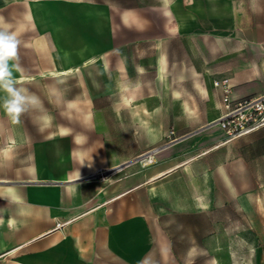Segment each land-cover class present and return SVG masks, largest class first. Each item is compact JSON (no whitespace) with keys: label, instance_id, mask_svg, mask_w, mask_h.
Instances as JSON below:
<instances>
[{"label":"rangeland","instance_id":"1","mask_svg":"<svg viewBox=\"0 0 264 264\" xmlns=\"http://www.w3.org/2000/svg\"><path fill=\"white\" fill-rule=\"evenodd\" d=\"M28 1L33 0H0V16L4 23H11V30L15 31L17 23L24 19ZM168 1L165 4L164 0H43L35 6L38 23L33 26L27 23L18 35L16 63L21 71L14 74L32 79L25 87L38 97L39 103L21 114L18 121L0 107V152L4 133L14 135L18 142L13 148L11 163L0 153V176L33 180L30 163L36 159L42 177L38 182L19 184L26 195L34 193L44 210H61L64 219L98 208L104 223L108 227H122L124 236L129 235L128 226L136 227L139 239L148 242L141 255L144 264H264V158L262 176L256 177V181L262 180V185L254 184L243 194L232 190L221 168L226 172L229 163L242 164L234 159L235 148L242 147V142L235 144L234 138L219 123L210 124L212 120L201 119L202 115L199 119L184 116L181 106L157 82L155 46L162 41L146 38H161L165 30L170 32L169 28H180L175 33L179 34L186 24L185 17L176 8V0ZM186 2L190 6L198 4L195 0ZM231 3L233 15H224V19L215 16L218 27L203 20L197 32L218 31L236 38L233 33L243 35L251 28L254 34L262 32L264 36V0H231ZM46 4L61 17L52 19ZM91 6L101 13L87 12ZM167 7L178 17L173 23H169L167 16L172 13H167ZM159 8L166 18L165 30ZM77 12L92 16L93 23L81 21ZM132 15L137 16V24L133 23ZM233 19L235 25L231 30L228 25ZM131 25L139 28H129ZM42 32L48 41L44 47L36 43ZM229 44V55L213 62L206 58L195 39H177L170 47L172 59L186 60L189 69L192 63L201 68L207 64L217 67L222 62L231 69L229 75L239 82H242L243 66L251 64L250 81L244 84L248 93L232 99L233 90L226 84L223 112L227 105L235 108L239 103L264 96V57L260 59L253 54V48L260 47L259 43L257 47L255 44L243 47L236 40ZM180 48L182 52L178 51ZM242 48L250 50V56H243ZM65 59L72 60L73 69L84 71L91 101L86 105L90 106L89 119L82 110L69 104V100L84 97L83 85L77 78L63 87V98L57 101L48 92L46 79L40 77L42 71L61 69ZM86 60L93 62L86 67ZM180 70L181 66H170L171 74ZM187 74L191 81L183 89L188 99H192L189 94L195 99L197 91L190 79L192 74L189 70ZM118 77L133 86L139 99L144 95L140 105L144 104L150 111L161 108L155 123L162 134L156 143L147 140L130 109L122 105ZM146 80L151 83L148 85ZM209 91L212 98L218 97L217 90ZM4 95L0 92V97ZM229 99L233 100L231 104ZM208 111L204 107V112ZM257 119L264 122V113ZM203 124H207L205 128L186 136ZM60 125L71 128L68 137L58 136ZM75 131L83 134L80 143L76 141ZM81 144H86L83 150L94 159L97 171L86 179L66 182L68 173L84 171V164L75 155ZM187 166L199 179L206 173L211 175L212 185L207 196L210 204L206 209H200L196 203ZM71 187L75 191L71 192ZM9 210L0 200V225ZM0 264L20 263L10 257H0Z\"/></svg>","mask_w":264,"mask_h":264},{"label":"crops","instance_id":"2","mask_svg":"<svg viewBox=\"0 0 264 264\" xmlns=\"http://www.w3.org/2000/svg\"><path fill=\"white\" fill-rule=\"evenodd\" d=\"M196 1H198L197 5L190 6L187 4L186 0H176L177 10L186 19L185 27L179 34L175 33H177L176 31H179L180 28H169L170 32H166V18L159 8L164 19L165 33L161 38L147 37L146 40L162 41L167 53L169 71L172 64L181 66L179 72L184 68V72H181L184 79L175 80L177 73L173 75L171 71L168 77L171 87L177 88L178 86V89H182L183 99L189 100L187 103L189 106H192H190L191 111L185 110L181 99L176 100L173 95L170 94V98L181 106L180 109L182 114L190 119L198 118L202 115L200 116L201 119L212 120L210 124H215L218 123L220 115L223 112L222 97L223 89L226 84L233 90L232 99L244 97L248 93L244 84L250 81L252 71L251 64L248 63L243 66L241 70L243 73L242 82H239L232 75H229L231 69H229V66L225 63L222 65V62H220V65L217 67L207 64L201 68L197 67L195 63H192V68L189 69L186 60H180V58L172 59L173 57L170 52L171 42L177 39H195L200 42V47L205 51L206 58L210 59L211 62L229 55L231 52L229 49V41L231 40L238 41V44L243 47H245V45L251 47L254 44L256 46V43H259L260 47L256 46L257 48H253V54L261 59L264 57V47L262 45L264 36H262V32H259L258 35L254 34L251 28L248 31L246 30L243 35L237 36L236 33H233L232 35L236 36V38L227 35V33L224 34L218 31L215 33L197 32L203 25V20H206L205 22L210 21L212 26L218 27V23L215 22L214 17L216 16L218 19H224V15H233L234 7L232 6L231 0H195V2ZM224 2H228V4ZM45 6L49 8L47 4ZM49 9L50 15L53 17L52 19L61 17L57 11H53L51 8ZM171 13V16H167L168 19L170 18L169 23H173L176 21V18H178L175 16L176 14H174V12L171 11ZM137 14L139 15L138 12ZM77 16L81 21L93 23L91 22L92 16L86 17L80 12H77ZM136 17L137 16L132 15L133 23L138 22ZM119 21L121 25H123L120 14ZM179 21L181 23L180 19ZM234 25L235 21L233 19L231 25H228V27L231 26L232 30ZM128 27L139 28L136 25ZM216 30H219V28H216ZM184 50L186 49L184 48ZM178 51L182 52V49L180 48ZM242 52L243 56H250V50L242 48ZM155 60H157V58ZM188 70L192 74V78H190L193 79L192 83L196 85L194 86L197 91L195 99L192 94H189V97H192V99H188L183 89L185 86L184 84L187 81H191L188 80ZM215 73H218L219 76H215ZM245 73L246 77L244 75ZM157 82L162 87V90L165 89L158 79ZM215 82H217L218 85H215ZM197 86H199V88H197ZM213 88L217 90L218 97L216 99L212 98L210 95L209 90ZM204 107L209 109L207 113L204 112ZM160 112L161 108L158 116ZM204 115L208 116L205 117ZM206 125L207 124H203L191 130L186 136L205 128ZM6 135L15 137L8 133H6ZM232 141H234L235 144L238 141L242 142V147H236L234 151V159L241 161L242 164L238 165V162L229 163L230 165L227 167V173L223 168H221V172L225 182L232 190L243 194L249 192L251 186L254 184L262 185V180L256 181V177L260 178L262 176L264 125L245 136L234 138ZM16 145H18V143L12 145L13 157L8 161L10 163L14 159L13 148ZM32 165L36 167V178L32 176L33 180L12 179L10 177L0 176V189L6 186L16 188L17 193L22 197V200H18L10 196V194L0 193V200H3V203L5 205L7 204L10 209L9 213H5L1 220L0 257H10L12 260H17L20 264H144L141 255L146 249V243L148 242L139 239L136 227L133 228L131 225L128 226L130 228L129 232L127 231L129 235L124 236L122 227L119 229L114 226L108 227L106 223H104V218L98 214V208L64 219L61 210H44L41 205H39V198L34 193L28 192L26 195L23 189L19 187V184L38 182L42 177L36 159L30 163V166ZM187 167V172L190 174L191 181L195 188L194 198L197 205L200 206L201 200L206 199L209 194L212 178L209 173H206L200 180L191 172L190 167ZM258 168L259 172H256ZM69 175L70 173L66 176V182L78 181L71 180ZM11 182L15 185H3ZM197 182H199V184ZM201 182L203 185H201ZM205 188H207L206 191ZM69 189L71 192L75 191L72 187ZM153 193H156V191L153 190ZM55 199L58 198L55 197ZM207 201L210 202L209 199H207ZM200 209L206 208L201 207ZM108 228H110V230ZM191 256L190 259H192Z\"/></svg>","mask_w":264,"mask_h":264},{"label":"bare ground","instance_id":"3","mask_svg":"<svg viewBox=\"0 0 264 264\" xmlns=\"http://www.w3.org/2000/svg\"><path fill=\"white\" fill-rule=\"evenodd\" d=\"M42 2H43V0H33V1H28L27 2V9L24 12V19L20 20L17 23L16 29H15V32L17 33V35L22 34V32L25 30V26L27 25V23L31 24L32 26L34 24L38 23L37 14H36V7L35 6L40 4V3H42ZM87 12L92 13V14L95 15L96 13L100 12V10H98L94 6H91L90 9L87 10ZM167 13L168 14L171 13V7H167ZM127 17H128V14H126V18ZM0 19H2L1 16H0ZM5 24H7L9 26L11 25V23H5ZM47 42H48L47 39L45 37H43V32H42V34H40V37H38L36 39V43L38 45L42 46V47H44L47 44ZM155 49L158 50V56H157V60L155 62L156 63V66H155L156 77L161 82V84L165 87V89H163V91H167L168 93L173 95V97L176 100L177 99H181L184 109L191 111V108H190L191 105L189 106V104L187 103V101H189V100H186V99L184 100L183 97H182V91H181L182 89L181 90L178 89V86H177V88L176 87H171V84H170L169 78H168L169 77V73H170V71L168 69V58H167V53H166V51L164 49L163 43L162 42H158L156 44V46H155ZM87 60L85 61V66L86 67L90 66L91 63L93 62V61H87ZM101 60L105 61L106 66L109 67V65H108V63H107V61L105 59H101ZM94 61L96 62V60H94ZM71 64H72V60L65 59V60L62 61L63 67L61 69H49L48 71H42L40 73V77H44L46 79V81H47L46 82L47 90H48V92L54 94L55 99L57 101H61V99L63 98V87L65 85H67L71 79L77 78L79 80L80 84L83 85L84 97H77L76 99L69 100L70 103L69 102H67V103H69L70 105L72 104L70 106L71 108L74 105V107L76 106L77 109L82 110V114L85 116V118L89 119V115H91L90 106L87 108L86 105L90 104L91 101H90V97L88 96V85H87V83L85 81L84 71H83L82 68L73 69L71 67ZM184 66H186V65H184ZM141 71L143 72L142 69H141ZM181 72H184V68L182 69ZM181 72H179L180 74L177 72V75H176L177 77H175V80L184 79L183 75H181ZM17 79L20 81L19 84L22 87H25V84H27V82L32 80V79H29L24 74L18 75ZM146 83L149 85V83H151V82L149 80H146ZM197 84H199V83H197ZM117 87H118V91H119V94H120V100H121L122 105L126 106V107H128L130 109L134 121L136 123H138L140 125V127L143 129V131L145 133L144 135H146L147 140L149 142H151V143H156L160 139L161 134H162L161 129L155 123V120L159 117L158 113L160 111V108H157L155 111H150L144 104L140 105L139 104L140 101L145 100V98H143L144 95H142V98L139 99L140 96L137 94V92L134 89H132L133 86L128 81L123 80L120 77L117 78ZM197 88H199V86H197ZM149 89L151 90V92H154L152 90L151 86L149 87ZM92 115H93V113H92ZM219 120H220V118H219ZM58 129H59L58 136L62 137V138L63 137H68V135L70 134V131H71V128H68V126L65 127L63 125H60L58 127ZM75 132H77V131H75ZM82 136H83V134L81 132H77L76 135H75L76 141H78L80 143V141H82ZM85 139H86V136H85ZM2 142H3L2 151H1L2 152V157L4 158L5 161H9L13 157L12 145L15 144V143H18L17 139L15 137H10V136L6 135V133H4ZM83 143H85V142H83ZM83 145L86 146V144H83ZM83 145L80 146L82 148H80V147L77 148V154H75V155H78V158L81 160L80 162H82L84 164V166H83V167H85L84 171L74 170L75 172L73 171L74 173H70V175H69V178L71 180H79V179H82V178L89 177L90 174L93 175L97 171V167L98 166H97L96 162L94 161V159L92 157H88L87 156V154L85 152L86 150L85 151L83 150ZM88 152H90V151L88 150ZM5 161H3V163ZM31 168L34 171L33 176L36 178V167H35V165H32ZM31 168H29V169H31ZM98 169H100V168H98ZM202 182H201V185H203ZM197 183L199 184V182H197ZM206 189L207 188H205V191H206ZM197 191H198V188H197ZM0 193L1 194H10V196H12V197H14V198H16L18 200H22V197L17 193L16 188H13V187H7L6 186V187L0 189ZM209 204H210V202L207 201V198H206V199H202L201 200L200 206L202 208H207V207H209Z\"/></svg>","mask_w":264,"mask_h":264},{"label":"clouds","instance_id":"4","mask_svg":"<svg viewBox=\"0 0 264 264\" xmlns=\"http://www.w3.org/2000/svg\"><path fill=\"white\" fill-rule=\"evenodd\" d=\"M165 4L168 0H164ZM20 44L18 35L0 19V107L17 121L23 113L35 108L38 97L31 94L26 87L18 86L20 81L14 73L20 72L17 61V48Z\"/></svg>","mask_w":264,"mask_h":264},{"label":"built area","instance_id":"5","mask_svg":"<svg viewBox=\"0 0 264 264\" xmlns=\"http://www.w3.org/2000/svg\"><path fill=\"white\" fill-rule=\"evenodd\" d=\"M227 101L231 104L233 100ZM263 113L264 96L239 103L235 108L227 105L218 123L232 138L242 137L264 125V122L257 119Z\"/></svg>","mask_w":264,"mask_h":264}]
</instances>
